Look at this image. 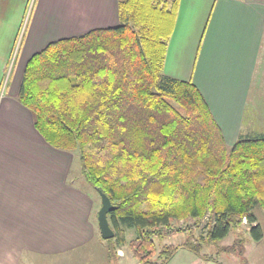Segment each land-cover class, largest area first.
Returning <instances> with one entry per match:
<instances>
[{"label":"trees","instance_id":"trees-1","mask_svg":"<svg viewBox=\"0 0 264 264\" xmlns=\"http://www.w3.org/2000/svg\"><path fill=\"white\" fill-rule=\"evenodd\" d=\"M179 2L119 0L118 24L34 53L17 95L45 140L78 151L86 181L116 206L111 264L126 229L138 234L129 244L141 264L157 253L167 264L181 247L200 255L244 218L263 235L253 209L264 208V135L228 146L198 86L163 72ZM177 234L182 245L158 252L156 239Z\"/></svg>","mask_w":264,"mask_h":264},{"label":"crops","instance_id":"crops-1","mask_svg":"<svg viewBox=\"0 0 264 264\" xmlns=\"http://www.w3.org/2000/svg\"><path fill=\"white\" fill-rule=\"evenodd\" d=\"M118 3L0 0V264H72L102 238L100 194L71 179L77 154L49 144L17 95L34 53L118 24ZM163 72L198 86L228 146L264 135L249 112L264 109V0H180Z\"/></svg>","mask_w":264,"mask_h":264},{"label":"rangeland","instance_id":"rangeland-1","mask_svg":"<svg viewBox=\"0 0 264 264\" xmlns=\"http://www.w3.org/2000/svg\"><path fill=\"white\" fill-rule=\"evenodd\" d=\"M257 96V94H253ZM252 104H249V112H257L259 115L258 121L254 120L255 131H260L264 134V109H257ZM254 117H251V119ZM256 122V123H255ZM258 122V123H257ZM77 154V161L74 163V170L72 178L75 182L82 183L85 188L94 192L96 196L98 191L95 187L90 185L80 171V156L78 151H74ZM78 166V167H77ZM76 168V169H75ZM77 175L80 180L77 179ZM82 180V181H81ZM256 216L257 223L260 224L262 229V237L257 240L251 233L247 219H243V223L238 226H233L227 236L214 241L212 243H205L201 254L198 255L194 251H191L185 247H181L175 253V255L167 262V264H264V208L260 205H256L253 209ZM192 221H190L191 223ZM208 218L202 221V226L195 231V236L204 234L207 231ZM180 225H185L184 221H179ZM177 225V224H176ZM126 243L123 246L117 248L116 264H141L140 260L134 256V249L129 242L136 238L138 235L135 229H126ZM187 235L177 234L172 236H166L163 240L157 241L158 252L164 245H182ZM108 241L103 237L100 240L93 241L86 245L85 248L77 249L74 253H69V260L72 264H111L108 258ZM87 251H84V250ZM71 257V258H70ZM54 258V257H53ZM56 260V259H51ZM151 261L154 263L148 264H162V258L158 256V253L153 256ZM147 264V263H146Z\"/></svg>","mask_w":264,"mask_h":264},{"label":"water","instance_id":"water-1","mask_svg":"<svg viewBox=\"0 0 264 264\" xmlns=\"http://www.w3.org/2000/svg\"><path fill=\"white\" fill-rule=\"evenodd\" d=\"M101 196V207L98 211V224L101 231V235L104 239H110L114 237L115 231L110 225L108 214L115 209V205L111 199L101 190L98 189Z\"/></svg>","mask_w":264,"mask_h":264}]
</instances>
